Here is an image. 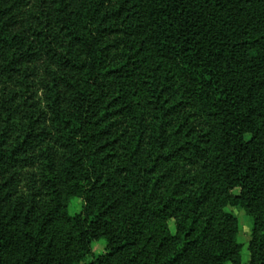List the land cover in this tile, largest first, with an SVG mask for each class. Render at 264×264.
I'll use <instances>...</instances> for the list:
<instances>
[{"label": "trees", "instance_id": "1", "mask_svg": "<svg viewBox=\"0 0 264 264\" xmlns=\"http://www.w3.org/2000/svg\"><path fill=\"white\" fill-rule=\"evenodd\" d=\"M228 207L264 264V0H0V264H243Z\"/></svg>", "mask_w": 264, "mask_h": 264}, {"label": "rangeland", "instance_id": "2", "mask_svg": "<svg viewBox=\"0 0 264 264\" xmlns=\"http://www.w3.org/2000/svg\"><path fill=\"white\" fill-rule=\"evenodd\" d=\"M69 210L71 213L78 212L80 210V202H76L75 200L72 201ZM227 211L234 214L237 218L239 226L238 242L242 244V261L243 264H248L249 253L247 247L251 239L253 221L241 208L228 207ZM170 227L173 228V222H170ZM104 247V240H100L99 242L94 243L92 245L94 254L97 255L101 253L104 250ZM89 260H91V257H89L86 262H88Z\"/></svg>", "mask_w": 264, "mask_h": 264}]
</instances>
